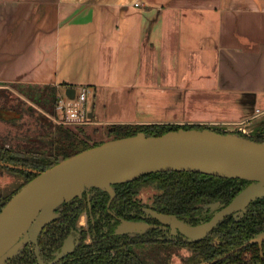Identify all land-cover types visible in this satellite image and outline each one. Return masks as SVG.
Returning <instances> with one entry per match:
<instances>
[{
  "label": "crops",
  "instance_id": "crops-1",
  "mask_svg": "<svg viewBox=\"0 0 264 264\" xmlns=\"http://www.w3.org/2000/svg\"><path fill=\"white\" fill-rule=\"evenodd\" d=\"M5 83L87 86L90 121L264 132V0H0Z\"/></svg>",
  "mask_w": 264,
  "mask_h": 264
},
{
  "label": "trees",
  "instance_id": "trees-1",
  "mask_svg": "<svg viewBox=\"0 0 264 264\" xmlns=\"http://www.w3.org/2000/svg\"><path fill=\"white\" fill-rule=\"evenodd\" d=\"M59 94L57 86L52 84H0V120L15 125L10 120L15 119L22 108L26 109L22 107L25 103L37 107L44 113V117L57 119L56 103ZM46 101L50 103L48 107ZM34 102H37L36 105ZM57 120L53 147L47 152L33 150L37 147L30 139L4 138L0 134V165L24 176V180L10 193L0 197V208L38 171L103 141L85 131L83 125L66 122L61 118ZM179 127L209 126L200 123L112 122L106 126V135L107 139L132 135L138 131L147 135H159ZM214 130L225 132L221 129ZM239 135L264 141V132H257L252 136L242 133ZM247 183L249 181L242 178L187 170H165L112 182L113 193L106 188L92 185L83 190L81 197L64 201L56 208L57 215L42 228L38 236L41 255L44 258V250L45 253L48 251V255L51 254L50 246L58 247L63 235L70 227L75 226L78 215L87 210L88 226L83 229V235L74 251L55 264H150L139 253L140 248L158 256L161 262L156 261L154 264H165L164 259L161 260L164 258L161 253H170L182 247L192 253L184 260V264H264V257L260 254L262 250L264 255V241L261 248L257 242L239 247L264 231V195L251 201L244 210L225 216L206 236L197 241L173 236L167 225L161 224L154 217L146 216L147 213L142 208L151 207L160 212L175 214L191 223H198L209 219L220 205L229 202ZM149 185L156 192L151 202H142L137 195L143 187ZM124 220H143L148 226L133 231L121 230L120 225ZM87 237L89 241H86ZM7 264H36L32 244L26 243Z\"/></svg>",
  "mask_w": 264,
  "mask_h": 264
},
{
  "label": "water",
  "instance_id": "water-1",
  "mask_svg": "<svg viewBox=\"0 0 264 264\" xmlns=\"http://www.w3.org/2000/svg\"><path fill=\"white\" fill-rule=\"evenodd\" d=\"M73 94L72 90L69 96ZM88 115L91 117V112ZM165 170L195 171L249 181L229 202L219 207L214 205L218 208L209 219L195 224L175 214L143 207L147 215L169 225L172 234L179 231L183 240L197 241L225 216L244 210L251 201L264 195V141L243 137L235 131L179 127L159 135L138 131L106 139L60 159L38 171L0 208V264H7L28 242L34 244L39 264H55L73 248V243L67 242L52 259L44 261L39 254L38 235L57 215L56 208L62 202L81 196L92 185L113 193L112 182ZM109 177H114L109 182L110 188L97 183ZM263 241L264 231L239 247L257 242L261 248ZM260 254L264 257L262 250Z\"/></svg>",
  "mask_w": 264,
  "mask_h": 264
},
{
  "label": "rangeland",
  "instance_id": "rangeland-1",
  "mask_svg": "<svg viewBox=\"0 0 264 264\" xmlns=\"http://www.w3.org/2000/svg\"><path fill=\"white\" fill-rule=\"evenodd\" d=\"M38 88H33V90H37ZM66 95V94H65ZM69 96V95H68ZM25 100L24 98H22ZM90 96H89V90L87 92V106L89 107L90 103ZM37 102H34V104ZM41 104V100L39 102ZM46 106L48 107L50 105L49 101L45 102ZM36 105V104H35ZM22 107H25L26 109L23 110V108L18 111L19 115L10 121H14V124L9 123L8 121H1L0 120V134L4 135L5 137H20L21 139H30L31 142L37 147L36 149L34 148L33 150H40L43 152L50 151L53 147V140L55 138V126H56V121L58 122V118H61L60 112H57V119H53L50 117H44V113L39 111L37 107H34L30 105L29 103L23 104ZM48 111V109H46ZM40 117L43 119H40ZM42 120V121H40ZM41 122V125L39 123ZM232 123L235 125H241L245 124V120H232ZM110 122L107 120L103 121H93L90 120H85V122L77 123L79 125H83V128L85 131L88 133H91L94 138L97 140H106L107 135H106V126ZM221 123L220 125L222 126H227L230 123L228 121H222V122H217ZM44 124V125H43ZM50 124V125H49ZM52 124V126H51ZM233 124V125H234ZM211 128L215 129H221L219 127H214V124H206ZM72 126V125H71ZM216 126V125H215ZM254 129V130H252ZM236 130V129H235ZM257 130H260V128H251L250 126L248 127H241V129L237 130V134L242 133V134H247L250 136L256 134ZM263 132V131H260ZM9 144V142H8ZM7 145V144H6ZM8 146V145H7ZM24 180V176L14 173L9 167L0 165V197L5 196L6 194L10 193V191L16 187L20 182ZM99 184V183H98ZM102 185V184H100ZM106 187L110 188L109 183L106 185ZM156 192V189L153 188V186H145L141 189V191L138 193L137 197L142 201V202H151L152 196ZM85 213V212H84ZM83 213L81 220L84 222L83 226H86L87 220L86 216ZM81 225V223L79 222ZM139 226V227H138ZM142 226H145V223H136L133 221H129L127 223H123L122 226L120 227L121 230H127V231H133L136 228H144ZM163 252V251H161ZM139 253L145 257L147 261H149L150 264H154L156 261L161 262L158 258L157 255H151L146 249L140 248ZM191 251L187 248H179L176 251L167 253L163 252L161 253V260L164 259L165 264H184L185 259L188 258L189 255H191Z\"/></svg>",
  "mask_w": 264,
  "mask_h": 264
},
{
  "label": "built area",
  "instance_id": "built-area-1",
  "mask_svg": "<svg viewBox=\"0 0 264 264\" xmlns=\"http://www.w3.org/2000/svg\"><path fill=\"white\" fill-rule=\"evenodd\" d=\"M139 5V2H134ZM87 86H80L76 89L73 96L59 94L56 103V110L60 112L61 119L70 123H81L89 118L87 102ZM241 127L238 128V130Z\"/></svg>",
  "mask_w": 264,
  "mask_h": 264
},
{
  "label": "flooded vegetation",
  "instance_id": "flooded-vegetation-1",
  "mask_svg": "<svg viewBox=\"0 0 264 264\" xmlns=\"http://www.w3.org/2000/svg\"><path fill=\"white\" fill-rule=\"evenodd\" d=\"M78 197V196H77ZM79 197H81V196H79ZM76 198V197H75ZM74 199V198H73ZM70 200H72V199H70ZM69 201V200H68ZM143 208V207H142ZM85 212V213H84ZM83 213L85 214V216H86V220H88V211L87 210H84V211H82L79 215H78V217L76 218V221H75V226H72V227H70V229L68 230V232L67 233H65L64 235H63V238H62V240H61V244H59V246L58 247H55V245H52V246H50V249L49 250H51V254H49V255H51V256H49L48 255V251L46 250V253H45V250H44V258L42 257V255H41V252H40V248H39V254H40V256H41V258L44 260V261H48V260H50V259H52L54 256H55V253L56 252H58V251H60L61 249H62V247L67 243V242H72L73 243V248L67 253V254H70L71 252H73L74 251V249H75V247H76V245H77V243L79 242V240H80V238H81V236L83 235V229H86L87 228V226H88V222H87V224H86V226H83V224H84V222H82V220H81V217H82V215H83ZM146 216H148V217H152V216H149V215H147L146 214ZM188 221V220H187ZM79 222L81 223V225L79 224ZM133 222H136V223H139V222H144L145 224H147L148 225V223L147 222H145V221H143V220H141V221H133ZM189 222V221H188ZM161 223V222H160ZM191 223V222H190ZM161 224H163V223H161ZM195 224V223H194ZM165 225V224H164ZM168 227H169V225H167ZM169 230H170V227H169ZM170 234H172L171 233V231H170ZM173 236H179V237H181L182 238V235H181V233L179 232V231H177V232H175V234H172ZM39 236V235H38ZM86 239V238H85ZM86 241H89V237H87V239H86ZM29 243V242H28ZM30 244H32V243H30ZM38 244H39V241H38ZM53 248V249H52ZM32 252H33V255H34V258H35V263L36 264H39L38 263V260H37V257H36V255H35V252H34V244H32ZM67 254H65V255H67ZM64 255V256H65ZM63 256V257H64ZM49 257H51L50 259H48ZM63 257H61V258H63ZM60 258V259H61ZM59 259V260H60Z\"/></svg>",
  "mask_w": 264,
  "mask_h": 264
},
{
  "label": "bare ground",
  "instance_id": "bare-ground-1",
  "mask_svg": "<svg viewBox=\"0 0 264 264\" xmlns=\"http://www.w3.org/2000/svg\"><path fill=\"white\" fill-rule=\"evenodd\" d=\"M114 177H109L107 179L104 178V179L98 180L97 183L102 184V185H107L110 182V180L113 179Z\"/></svg>",
  "mask_w": 264,
  "mask_h": 264
}]
</instances>
